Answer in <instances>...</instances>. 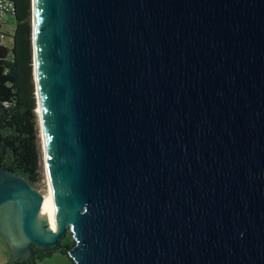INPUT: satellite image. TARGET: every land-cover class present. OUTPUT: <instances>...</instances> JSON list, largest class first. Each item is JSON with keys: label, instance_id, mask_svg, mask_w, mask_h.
<instances>
[{"label": "water", "instance_id": "water-1", "mask_svg": "<svg viewBox=\"0 0 264 264\" xmlns=\"http://www.w3.org/2000/svg\"><path fill=\"white\" fill-rule=\"evenodd\" d=\"M47 192L0 166L8 261L264 264V0H32Z\"/></svg>", "mask_w": 264, "mask_h": 264}, {"label": "trees", "instance_id": "trees-1", "mask_svg": "<svg viewBox=\"0 0 264 264\" xmlns=\"http://www.w3.org/2000/svg\"><path fill=\"white\" fill-rule=\"evenodd\" d=\"M11 7L15 28L11 35L0 23V166L25 177L33 186L40 178L39 129L33 74L32 0H0ZM8 36V42L6 37ZM72 244L63 237L57 246L33 245L28 258L10 264H39L56 252L68 256Z\"/></svg>", "mask_w": 264, "mask_h": 264}, {"label": "rangeland", "instance_id": "rangeland-1", "mask_svg": "<svg viewBox=\"0 0 264 264\" xmlns=\"http://www.w3.org/2000/svg\"><path fill=\"white\" fill-rule=\"evenodd\" d=\"M15 28V21L14 17L12 15H6L5 22L2 24V31L6 35H11L14 32ZM8 36L6 37V41L8 42ZM38 129H39V151H40V178L37 183L34 184V187L41 193L46 194L47 192V178L44 171V161H43V146H42V135L40 131V126L38 123ZM68 241L73 244V239L71 236V232L68 230L65 236ZM11 257V251L6 245V243L3 241V239L0 237V264H10L13 262V260L8 261ZM69 262L68 256L62 254L61 252H56L53 256L46 258L39 262V264H67Z\"/></svg>", "mask_w": 264, "mask_h": 264}, {"label": "built area", "instance_id": "built-area-1", "mask_svg": "<svg viewBox=\"0 0 264 264\" xmlns=\"http://www.w3.org/2000/svg\"><path fill=\"white\" fill-rule=\"evenodd\" d=\"M11 7L8 3H0V23L5 22L6 15H9Z\"/></svg>", "mask_w": 264, "mask_h": 264}, {"label": "bare ground", "instance_id": "bare-ground-1", "mask_svg": "<svg viewBox=\"0 0 264 264\" xmlns=\"http://www.w3.org/2000/svg\"><path fill=\"white\" fill-rule=\"evenodd\" d=\"M43 195V194H42Z\"/></svg>", "mask_w": 264, "mask_h": 264}]
</instances>
